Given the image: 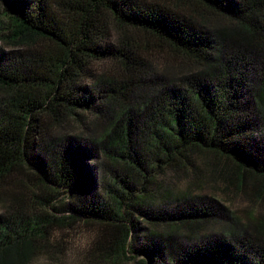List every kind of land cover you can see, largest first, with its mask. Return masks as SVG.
<instances>
[{"label": "trees", "instance_id": "obj_1", "mask_svg": "<svg viewBox=\"0 0 264 264\" xmlns=\"http://www.w3.org/2000/svg\"><path fill=\"white\" fill-rule=\"evenodd\" d=\"M183 1L0 0L1 264L31 262L54 226L77 223L96 227L84 264H264V220L233 228L203 193L241 181L253 198L264 179V0H191L225 26ZM126 29L191 65L157 68ZM68 118L80 135L54 132ZM164 172L189 190L172 213L143 212ZM144 221L168 229L142 243ZM211 222L227 230L199 235Z\"/></svg>", "mask_w": 264, "mask_h": 264}, {"label": "rangeland", "instance_id": "obj_2", "mask_svg": "<svg viewBox=\"0 0 264 264\" xmlns=\"http://www.w3.org/2000/svg\"><path fill=\"white\" fill-rule=\"evenodd\" d=\"M161 2L172 3L173 0H160ZM184 5L188 9H192L198 11L200 14L207 17V21L209 20L211 25L216 26H225L229 25L228 22L221 21L214 15H211L206 12V10H201L197 8L198 6L191 0H184ZM114 28V26H113ZM125 33L128 35L131 34L135 36V39L139 42H143L145 45H148L154 49L152 54L146 57L147 62L154 64L157 68L163 67L165 62H172V65L177 68H188L191 65L192 61H189L182 56H177L176 54L172 53L169 49L164 47L163 45L153 39L150 35L139 31H132L130 29H126ZM116 36V34H114ZM1 46L9 49L10 46L6 44H1ZM161 46V47H160ZM110 64L106 61L98 62L94 64V69L98 72L104 70L105 68L108 69ZM112 66V65H111ZM149 66V73L148 77H151V74H154V69L150 68ZM111 73H116V75L121 72L120 67L116 65L112 67L110 70ZM4 91L0 89V95H3ZM82 127L75 123L71 118H68L63 126V128L56 127L54 132H63L67 134L73 135H80L82 133ZM213 158V156H211ZM219 164L225 166V161L216 158ZM259 183L256 189V192H252L253 198L245 196L243 190H240L239 184L241 181H235V186L225 193L224 186H218V189L204 186L203 193H206L216 199H219L223 202L226 206H229L231 210L223 220L219 221H234L229 225H232L234 228L235 221L239 222V225L248 224L250 222H256L262 224L264 220V179L261 177H255ZM103 179V177H102ZM104 180V179H103ZM193 180L189 178V176L178 173L177 175H173L170 172H164L156 177L153 181L154 184L149 186V192L147 193V206L141 208L143 212H153V213H172L175 211L177 202L180 201L178 197H181L182 194L189 190V185ZM251 182V180H249ZM210 189V191H208ZM194 194L200 193L197 189L191 191ZM2 208L0 207V212ZM138 216L136 213L134 217ZM146 219V218H145ZM179 228V233H187L190 232L187 229V226H183L181 223L175 224ZM58 226H54L53 231V238L50 241L48 250H43L38 255H36L33 260L27 264H84L82 262V256L87 253L88 244L90 243L93 235L95 234L96 227L95 224H84V223H77L70 228L65 227L62 230H58ZM65 226V225H64ZM62 226V227H64ZM226 226L216 224V223H209L204 224L202 229L198 232L199 235L202 232L209 233L210 231H222L227 230ZM254 228V224L251 223L249 225L248 230L252 231ZM167 225L162 222L161 224L152 225L150 222L144 221L143 224L140 225L138 232H133L135 237L139 238L140 242H144L146 237L148 236L149 232H157L163 234L166 232ZM197 233V235H198ZM187 242V241H186ZM191 243V242H188ZM141 255L137 258V260L141 259ZM16 261L12 262V264H23L20 261V257L14 259ZM135 260H131L129 264H134ZM1 264V263H0Z\"/></svg>", "mask_w": 264, "mask_h": 264}]
</instances>
